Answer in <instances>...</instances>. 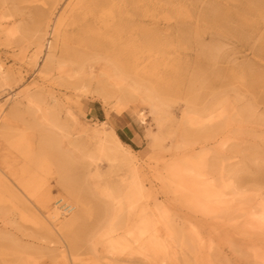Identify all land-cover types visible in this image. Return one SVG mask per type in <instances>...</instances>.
Instances as JSON below:
<instances>
[{
    "label": "rangeland",
    "instance_id": "obj_1",
    "mask_svg": "<svg viewBox=\"0 0 264 264\" xmlns=\"http://www.w3.org/2000/svg\"><path fill=\"white\" fill-rule=\"evenodd\" d=\"M0 67V264H264V0H0Z\"/></svg>",
    "mask_w": 264,
    "mask_h": 264
},
{
    "label": "bare ground",
    "instance_id": "obj_2",
    "mask_svg": "<svg viewBox=\"0 0 264 264\" xmlns=\"http://www.w3.org/2000/svg\"><path fill=\"white\" fill-rule=\"evenodd\" d=\"M82 1V0H81ZM74 2V1H73ZM78 3V2H77ZM60 4H61V2H60ZM72 4V3H71ZM80 5V4H79ZM79 5H77V6H79ZM54 22H56V21H54ZM61 25V24H60ZM62 26V25H61ZM47 28H49V30H48V33L47 34H49V36H52V37H54L55 35V43L57 42V41H61V40H64V37H61L60 36V26H57V25H48L47 26ZM49 43V49H51L53 46L52 45H54L53 44V42L52 41H50V42H48ZM39 45V44H38ZM41 46V45H40ZM49 55V54H48ZM47 55V56H48ZM52 55V54H51ZM53 56V55H52ZM97 57V56H96ZM111 58V57H110ZM128 59V58H127ZM51 60V59H50ZM107 61V60H106ZM109 61H111V60H109ZM143 61V60H142ZM49 66L48 67H50L51 65H55V64H57V63H55L54 64V61H50L49 63ZM138 64V63H137ZM108 67H106V66H104V68L106 69V68H109V70L110 69H112V71H114L115 73H117V75L119 76V75H123V73H124V71H125V69H126V67L128 68V69H131L132 67L131 66H129V65H124L123 63H119L118 61H115V60H113V61H111L110 62V64L108 63ZM136 66V65H135ZM148 66V65H147ZM154 66H156V65H154ZM2 67V66H1ZM0 67V68H1ZM80 67H83V65H80ZM150 67V66H149ZM51 68H52V66H51ZM154 68V67H153ZM49 69V71L51 72L52 70L50 69V68H48ZM146 69H147V67H146ZM152 69V68H151ZM157 69V68H156ZM156 69H155V71H156ZM3 70V69H2ZM46 70H47V68H46ZM147 70H149V68L147 69ZM146 71V70H145ZM154 70L153 71H150L151 73L152 72H155ZM113 72V73H114ZM4 74V73H3ZM143 74H145V73H143ZM148 74H150V73H148ZM2 75V74H1ZM124 75H127V74H125L124 73ZM142 75V74H141ZM146 75V74H145ZM129 76V75H128ZM138 76V75H137ZM140 76V75H139ZM3 77V76H2ZM1 77V78H2ZM5 77V76H4ZM123 77V76H122ZM131 77H132V75H131ZM144 76H142L141 78H143ZM146 77V76H145ZM111 79H112V77H110ZM110 78H109V80H110ZM119 78V77H118ZM129 78V77H128ZM2 79H4V78H2ZM117 79V78H116ZM120 79V78H119ZM123 79V78H122ZM131 79V78H130ZM144 79V78H143ZM114 80V79H113ZM118 80V79H117ZM132 80V79H131ZM116 81V80H115ZM123 81V80H122ZM121 81V82H122ZM120 82V83H121ZM152 94V93H151ZM151 94H150V96H151ZM149 97V96H148ZM150 98V97H149ZM154 98V97H153ZM157 99V98H156ZM150 100H151V98H150ZM157 106V105H156ZM13 114V117L15 116L14 115V113H12ZM15 114H18V113H16V111H15ZM19 117V116H18ZM17 117V118H18ZM22 117V116H21ZM44 118L46 119V120H48V118H47V114L46 113H44ZM23 119V118H22ZM50 123H51V120L49 121ZM7 125H8V123H6V122H4V125H1V127H3L4 129H5V127H7ZM56 125V124H55ZM53 127V126H52ZM54 128H56V127H54ZM45 131H47V129L45 130ZM49 131V130H48ZM1 135V134H0ZM4 136H5V138L6 137H8V136H10V134L8 135V136H6L5 134H4ZM3 136V137H4ZM11 137V136H10ZM1 139H3L2 137H0ZM8 139V138H7ZM54 138H50V145H51V143L52 144H54V145H52L51 146V148L53 147V146H55L57 143H58V146L61 144V141H60V143H59V141L55 144V143H53L54 142V140H53ZM56 141L58 140V139H55ZM61 140V139H60ZM44 144V143H43ZM99 144H100V147H101V151H102V154H103V152L104 153H106V154H110V155H112L113 157H114V159L115 158H118V160L119 159H121L122 161H123V163L125 162V163H127V166H128V163L131 161V157L128 155L129 154V152L127 153L126 151H128V150H130L131 148L128 146V145H125L122 141H121V139L119 138V136L117 135V134H115V133H111V134H109V135H106L104 138H101V142H99ZM61 146H62V144H61ZM61 146H59L58 148H56V151L57 150H59V148L61 149L62 147ZM56 147V146H55ZM54 147V148H55ZM99 147V146H98ZM50 148V150H52ZM53 148V149H54ZM49 150V149H48ZM50 150L48 151V152H50ZM126 150V151H125ZM56 151H54V154H53V156L55 155V154H57L58 155V153H56ZM60 151H62V150H60ZM53 152V151H52ZM68 152V151H67ZM66 151H65V153H67ZM64 153V155L66 156V154ZM98 153H99V151H98ZM50 154V153H49ZM51 154V155H52ZM68 154V153H67ZM130 154H131V152H130ZM63 155V154H62ZM61 154H60V156L61 157H63ZM109 155V156H110ZM132 155V154H131ZM56 156V155H55ZM52 157V156H51ZM68 157V156H67ZM112 157V158H113ZM57 158H59V156H57L55 159L57 160ZM51 159V158H50ZM53 159V158H52ZM63 159V158H62ZM60 160V161H65V160ZM64 159H67V160H69L68 158H65L64 157ZM66 160V161H67ZM51 161V160H50ZM65 161V164L67 163V164H69L68 163V161L66 162ZM127 161H129V162H127ZM55 162H57V161H55ZM54 162V163H55ZM57 164H58V162H57ZM61 164H63V163H61L60 162V165ZM67 164L65 165V168H62L64 171H65V169L67 168V167H69L70 166V164L67 166ZM64 165V164H63ZM61 169V170H62ZM69 170V169H68ZM64 171H62L63 173H64ZM136 172V170L134 169V168H131L130 170H129V174H130V178H132L131 179V181H129V180H125V179H123V181H124V183L127 185L126 186V192H125V195H124V197H123V199H124V202H125V204L127 205V208H128V211H129V215H131V213H133V214H135V219L133 220V223H131L129 226H127V228L124 230V235H126V236H128L127 237V239L126 240H129V241H131V240H133L134 242H138V241H140V240H148L147 238H148V236H149V234H150V232H151V230H152V227H154L153 225H154V222H152V220H150V218L148 217V215H147V212H146V209H145V207L144 208H142L140 211H139V213H138V211H137V206H138V202L140 201V199H141V197H140V189H139V187H138V185L135 183V177H134V173ZM67 173V172H66ZM71 173V172H70ZM1 174V173H0ZM15 174H16V172H15ZM14 174V175H15ZM128 174V175H129ZM66 177H69V176H67V174L66 175H64L63 176V180H62V183H63V185L66 187V184L68 185V183L69 182H67V180H69V179H67ZM15 178V177H14ZM62 178V177H61ZM71 179V178H70ZM69 181H71V180H69ZM1 182V181H0ZM36 182H39V178L37 179V178H35L34 176L33 177H31V178H29L26 182H24V187L26 186H30L29 188L31 189L32 187V185H34V183H36ZM47 183H49L50 184V182L48 181ZM46 183V184H47ZM0 184H2V183H0ZM17 184V183H16ZM77 184H78V182H77ZM14 185V184H13ZM22 185H23V183H22ZM73 185V184H72ZM69 186V185H68ZM19 187V186H18ZM13 188V187H12ZM8 189V188H7ZM46 190L44 191V192H42L38 197L39 198H37V197H35V198H37L36 200H39L40 202H44L45 203V207H43V209L44 210H46L48 213H49V218L53 221V223L55 224L54 226L55 227H57L58 229H60V228H62L63 226H64V224L65 223H67V218H65V216H66V214L64 213V212H61L60 210H59V208H53V210L51 209V204H52V201H53V198H52V196L50 195V187L49 188H45ZM1 190V189H0ZM2 192V191H1ZM0 195H1V193H0ZM113 199H117V198H113ZM35 200V199H34ZM35 200V202H37ZM42 200V201H41ZM118 204V203H117ZM114 216V215H113ZM48 217V216H47ZM61 217H64L65 219L64 220H61L60 218ZM117 219V217H113L112 218V225H113V221L114 220H116ZM50 229V228H49ZM156 230V229H155ZM156 235V234H155ZM147 237V238H146ZM126 240H124V241H126ZM143 240V241H144ZM158 240H159V238H158ZM129 241H128V243H129ZM149 241H151V240H149ZM141 243V242H140ZM140 243L138 244V245H140ZM143 243V242H142ZM145 243V242H144ZM149 243V242H148ZM152 243V242H151ZM151 243H149V246L151 245ZM130 244H132L131 242H130ZM147 244V243H146ZM156 244H158V243H156ZM162 244V243H161ZM164 244V243H163ZM121 245V243L119 244V245H117V246H115V248H118V246H120ZM138 245H137V247H138ZM148 245V244H147ZM165 245V244H164ZM122 246H124L123 244H122ZM148 246V247H149ZM135 247H136V245H135ZM146 247V246H145ZM159 247V246H158ZM123 248V247H122ZM166 248V247H165ZM131 249V248H130ZM153 249H155V248H153ZM160 249H161V247H160ZM143 250V249H142ZM155 250H157V248L155 249ZM154 250V251H155ZM162 251L164 250L163 249V246H162V249H161ZM154 251H151V252H154ZM158 251V250H157ZM166 251V250H165ZM156 252V251H155ZM158 252H160V254H161V251H158ZM148 253V252H147ZM147 253H145V255L147 256L148 254ZM154 254V253H153ZM144 255V256H145ZM149 255H150V253H149ZM148 255V256H149ZM152 255V254H151ZM145 256V257H146ZM147 256V257H148Z\"/></svg>",
    "mask_w": 264,
    "mask_h": 264
},
{
    "label": "trees",
    "instance_id": "obj_3",
    "mask_svg": "<svg viewBox=\"0 0 264 264\" xmlns=\"http://www.w3.org/2000/svg\"><path fill=\"white\" fill-rule=\"evenodd\" d=\"M121 140L126 142V140H124V138L122 136H120ZM127 144H130L129 142H126Z\"/></svg>",
    "mask_w": 264,
    "mask_h": 264
}]
</instances>
